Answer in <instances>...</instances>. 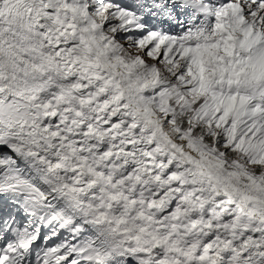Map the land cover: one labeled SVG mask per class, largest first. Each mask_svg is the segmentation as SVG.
<instances>
[{"label":"snow or ice","instance_id":"snow-or-ice-1","mask_svg":"<svg viewBox=\"0 0 264 264\" xmlns=\"http://www.w3.org/2000/svg\"><path fill=\"white\" fill-rule=\"evenodd\" d=\"M0 264H264V0H0Z\"/></svg>","mask_w":264,"mask_h":264}]
</instances>
